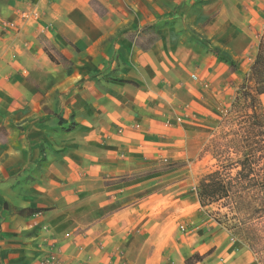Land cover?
<instances>
[{
	"label": "crops",
	"instance_id": "0c3cea01",
	"mask_svg": "<svg viewBox=\"0 0 264 264\" xmlns=\"http://www.w3.org/2000/svg\"><path fill=\"white\" fill-rule=\"evenodd\" d=\"M263 34L264 0H0V264H257L182 232L184 176L162 169L238 94L212 50L247 70Z\"/></svg>",
	"mask_w": 264,
	"mask_h": 264
},
{
	"label": "rangeland",
	"instance_id": "374dc122",
	"mask_svg": "<svg viewBox=\"0 0 264 264\" xmlns=\"http://www.w3.org/2000/svg\"><path fill=\"white\" fill-rule=\"evenodd\" d=\"M157 28L156 24L148 27L153 31ZM191 35L198 39L199 35L195 31ZM147 38L144 39L147 40ZM201 41L206 42L204 39ZM261 45L264 47V34ZM116 57V53L107 54L108 59L116 60ZM256 61L251 67H247V70L238 66L237 73L242 78L238 94L231 106H226V111L220 118H217V123L211 129L208 142L200 155L177 163L168 162L162 170L170 172L179 169L181 176H184L186 204L182 209H179V214L182 215L181 220L185 229L181 231L184 233L189 231V235H192L196 233V227H199L197 232H201L202 241L209 246L206 255L213 253L219 246H223L224 242L229 244V241L235 238V242H238L239 246L255 256L257 264H264V195L259 186L260 182L264 180V149L261 147L264 136L262 131L257 128H254L251 133L244 130L248 128L246 116L250 113L244 97L241 96L244 88H250V92L256 94L258 82H264V51L258 64L260 76L256 75L253 70ZM260 86L262 88V84ZM258 102L257 111L261 116H264V94L258 96ZM246 137L249 138V141L245 139ZM246 155L253 158L254 165L250 180H245L241 187L230 178H234L238 171L235 164ZM217 171L221 172L222 175L219 178L225 181L224 184L231 182L229 194L216 199H204L205 205L200 203L201 207L197 209L193 206L197 195H194L192 199L190 194L197 193V197L200 199L199 193L204 190V180ZM174 181L175 179H170L169 184ZM175 199L176 197L172 198L171 196L168 199L170 209L174 207L172 203ZM169 212L171 213V210ZM187 227H189L188 230ZM192 229L195 231L191 232ZM195 244V241L186 239V251L195 250ZM198 259L199 255L195 253L186 261V264H193Z\"/></svg>",
	"mask_w": 264,
	"mask_h": 264
},
{
	"label": "trees",
	"instance_id": "16d2710c",
	"mask_svg": "<svg viewBox=\"0 0 264 264\" xmlns=\"http://www.w3.org/2000/svg\"><path fill=\"white\" fill-rule=\"evenodd\" d=\"M96 12L99 14L102 13L99 10L97 11V9H96ZM150 31L154 33L153 30H150ZM151 36L153 35L151 34ZM154 40H155L154 37H150L147 40V44L152 43ZM262 49H264V47L261 45L260 52L258 54V58L256 61V65L253 67L255 74L258 76H260V73L258 70V64L261 58V54L264 51ZM212 52L220 61L227 63L231 67L232 71L234 72L239 71L237 62L233 60L232 57L227 52H224L219 48H215L214 50H212ZM263 83L264 82H258V87L256 88L257 89L256 94H252L250 92L251 90L250 88H244L241 96L244 97L245 103L247 104V108L250 113L246 116V119H247L246 123H248V128L244 130H248V133L249 132L251 133V131H253L254 128H257L262 131V134L264 136V116H261L259 112L257 111V106L259 105L258 96L264 94V84ZM261 84H262V88L260 86ZM245 139H247V137ZM247 140L249 141V138ZM261 147L262 149H264V140L263 142H261ZM252 159L253 158H251L250 155H246L244 156V158H242V160L238 161L235 164L237 165L238 171L236 172V175L234 176V178H230V179L232 181H236V184L240 185L241 187H243V183L245 180L246 181L250 180L249 178L251 177V171H253L252 167L254 165V163H252ZM221 175H222L221 172L217 171L209 175L207 179L204 180L203 182L204 190H202V192L199 193V198H200L199 201L201 205H205L204 199H208V200L216 199V198H219L220 196L225 197L229 194V186H231V182L224 184L225 181H222L219 178L221 177ZM260 183L261 184H259V186L261 187V190L263 191V195H264V180H262V182Z\"/></svg>",
	"mask_w": 264,
	"mask_h": 264
},
{
	"label": "built area",
	"instance_id": "2783aa9c",
	"mask_svg": "<svg viewBox=\"0 0 264 264\" xmlns=\"http://www.w3.org/2000/svg\"><path fill=\"white\" fill-rule=\"evenodd\" d=\"M39 18H40V16H39V12L37 11L36 8H31V10H29V11H25V12H22V13H21V19H22V22H27V21H38ZM192 79H193L194 81H196V82H201V81L199 80V78H198L196 75L192 76ZM181 121H182L181 119H178V120H177L178 123L181 122ZM231 241H232V242H235L236 240H235V238H232Z\"/></svg>",
	"mask_w": 264,
	"mask_h": 264
}]
</instances>
